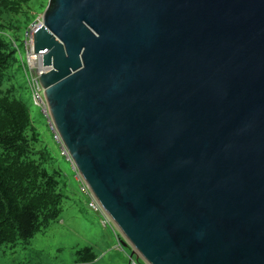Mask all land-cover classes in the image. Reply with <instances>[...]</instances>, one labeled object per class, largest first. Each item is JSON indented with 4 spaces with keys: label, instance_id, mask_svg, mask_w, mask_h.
I'll list each match as a JSON object with an SVG mask.
<instances>
[{
    "label": "water",
    "instance_id": "95a60500",
    "mask_svg": "<svg viewBox=\"0 0 264 264\" xmlns=\"http://www.w3.org/2000/svg\"><path fill=\"white\" fill-rule=\"evenodd\" d=\"M51 122L147 264H264V0H49Z\"/></svg>",
    "mask_w": 264,
    "mask_h": 264
},
{
    "label": "trees",
    "instance_id": "16d2710c",
    "mask_svg": "<svg viewBox=\"0 0 264 264\" xmlns=\"http://www.w3.org/2000/svg\"><path fill=\"white\" fill-rule=\"evenodd\" d=\"M34 1L40 12L48 5V0H0V247L34 238L59 218L65 199L61 172L47 168L50 154L37 147L29 108L17 97V74L24 70L20 56L17 66V42L8 35L37 18ZM77 255L82 264L98 258L91 247Z\"/></svg>",
    "mask_w": 264,
    "mask_h": 264
},
{
    "label": "rangeland",
    "instance_id": "374dc122",
    "mask_svg": "<svg viewBox=\"0 0 264 264\" xmlns=\"http://www.w3.org/2000/svg\"><path fill=\"white\" fill-rule=\"evenodd\" d=\"M35 7L34 12L39 13L40 4L35 2ZM41 12L32 23L41 24L44 11ZM26 27L27 25L23 23L19 32L8 35L17 42L22 54L25 53L22 42ZM16 58L18 66L20 65L18 53ZM16 83L19 86L17 97L27 104L32 125L39 134L40 144L37 147L47 149L50 154L51 160L46 164L47 168L50 171L55 169L61 172L60 180L65 199L59 218L39 231L34 238L27 242L18 241L16 244H5L0 247V264H82L77 253L87 247H91L98 258L92 263L85 264H147L142 258L134 255L130 247H121L118 237L123 236L117 231L116 237L114 231L117 227L111 222H106L104 227L101 213L88 207L90 197L88 199L80 192L79 182L75 178L76 171L61 155L44 109L43 112L33 102L23 71L17 74Z\"/></svg>",
    "mask_w": 264,
    "mask_h": 264
},
{
    "label": "built area",
    "instance_id": "2783aa9c",
    "mask_svg": "<svg viewBox=\"0 0 264 264\" xmlns=\"http://www.w3.org/2000/svg\"><path fill=\"white\" fill-rule=\"evenodd\" d=\"M39 26H40L39 23L38 24L32 23L26 28V30L24 32V41H23V48L25 51L24 54H22L19 51L16 44H14V45H15V48L18 50V54L20 56L22 66H23V70L25 73L26 83H27L29 92L31 94V97L33 99V102L36 105H38L42 109V111L44 109L45 112L44 111L43 112L49 120L50 129L54 135L55 142L60 147L61 155L63 157H65L71 163L73 170L76 171V168H75L73 162L71 161V157L69 155V152L65 148L59 134L57 133L53 123L51 122V120L49 118L48 105H47V101L45 98L44 89H43L42 84H41L40 79H39L40 76L45 72V68H46L43 65L42 53L37 54L34 51L33 36H34V33L37 31ZM76 178L79 181L80 192L84 196H86L88 199L90 197L89 202H88V207L91 210L92 209L95 210V212L101 213V215L103 216L102 223L104 226H105L106 222H111V220L105 214V212L103 211V209L101 208V206L99 205L97 200L95 199L94 195L91 193L90 189L85 184V182L82 180V178L79 176L77 171H76Z\"/></svg>",
    "mask_w": 264,
    "mask_h": 264
},
{
    "label": "clouds",
    "instance_id": "9594fccd",
    "mask_svg": "<svg viewBox=\"0 0 264 264\" xmlns=\"http://www.w3.org/2000/svg\"><path fill=\"white\" fill-rule=\"evenodd\" d=\"M32 24V23H31ZM30 25V24H29ZM28 25V26H29ZM27 26V27H28ZM22 45H23V42H22ZM16 46L18 47V49H19V46L16 44ZM16 49V48H15ZM16 51L18 52V50L16 49ZM20 51V50H19ZM27 84V83H26ZM28 87V86H27ZM29 90V89H28ZM50 118V117H49ZM48 122H49V120H48ZM53 134V133H52ZM54 136V135H53ZM60 148V147H59ZM72 166V165H71ZM73 169V168H72ZM77 171V170H76ZM78 172V171H77ZM101 217V216H100ZM101 219H102V217H101ZM110 219V218H109ZM111 220V219H110ZM112 222V221H111ZM103 224V223H102ZM112 224H113V222H112ZM114 225V224H113ZM115 226V225H114ZM105 227V226H104ZM117 231H119V230H117L116 228H115V231H114V233H115V235H116V237H118V232ZM120 234V233H119ZM118 241H119V243L121 244V247H125L124 245H123V238H120V237H118Z\"/></svg>",
    "mask_w": 264,
    "mask_h": 264
},
{
    "label": "bare ground",
    "instance_id": "6f19581e",
    "mask_svg": "<svg viewBox=\"0 0 264 264\" xmlns=\"http://www.w3.org/2000/svg\"><path fill=\"white\" fill-rule=\"evenodd\" d=\"M48 68H49V67H46V68H45V72L48 70ZM45 72H44V73H45Z\"/></svg>",
    "mask_w": 264,
    "mask_h": 264
}]
</instances>
